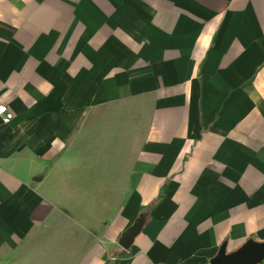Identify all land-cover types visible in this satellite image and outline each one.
<instances>
[{
  "label": "crops",
  "instance_id": "obj_1",
  "mask_svg": "<svg viewBox=\"0 0 264 264\" xmlns=\"http://www.w3.org/2000/svg\"><path fill=\"white\" fill-rule=\"evenodd\" d=\"M1 104L0 264L264 241V0H0Z\"/></svg>",
  "mask_w": 264,
  "mask_h": 264
},
{
  "label": "water",
  "instance_id": "obj_2",
  "mask_svg": "<svg viewBox=\"0 0 264 264\" xmlns=\"http://www.w3.org/2000/svg\"><path fill=\"white\" fill-rule=\"evenodd\" d=\"M143 224L144 218H138L132 226L122 233L119 244L128 249L141 232ZM262 261H264V241L251 239L239 249L229 253L227 252V244L224 243L216 257L211 260V264H259Z\"/></svg>",
  "mask_w": 264,
  "mask_h": 264
},
{
  "label": "built area",
  "instance_id": "obj_3",
  "mask_svg": "<svg viewBox=\"0 0 264 264\" xmlns=\"http://www.w3.org/2000/svg\"><path fill=\"white\" fill-rule=\"evenodd\" d=\"M0 117L2 118V121L5 124L9 123L13 117V113L8 109L5 104L0 105Z\"/></svg>",
  "mask_w": 264,
  "mask_h": 264
},
{
  "label": "trees",
  "instance_id": "obj_4",
  "mask_svg": "<svg viewBox=\"0 0 264 264\" xmlns=\"http://www.w3.org/2000/svg\"><path fill=\"white\" fill-rule=\"evenodd\" d=\"M151 209H152V205L143 206L142 209H141V212H140V214H139V218H140V217H143L144 220H147V219H146V216H147V214L151 211Z\"/></svg>",
  "mask_w": 264,
  "mask_h": 264
}]
</instances>
